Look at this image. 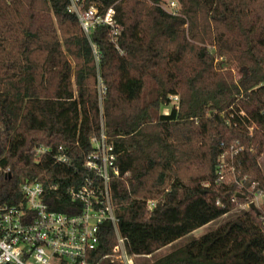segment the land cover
Listing matches in <instances>:
<instances>
[{
  "label": "trees",
  "instance_id": "1",
  "mask_svg": "<svg viewBox=\"0 0 264 264\" xmlns=\"http://www.w3.org/2000/svg\"><path fill=\"white\" fill-rule=\"evenodd\" d=\"M89 1L115 4L117 43L105 25L86 35L68 0H0V205L40 182L69 212L103 132L119 232L152 256L264 194V0H178L180 15L162 0ZM263 216L249 207L135 264H264ZM116 243L105 222L93 261Z\"/></svg>",
  "mask_w": 264,
  "mask_h": 264
},
{
  "label": "built area",
  "instance_id": "2",
  "mask_svg": "<svg viewBox=\"0 0 264 264\" xmlns=\"http://www.w3.org/2000/svg\"><path fill=\"white\" fill-rule=\"evenodd\" d=\"M125 4L127 0H121ZM166 12L180 15L178 0L159 4ZM68 11L76 14L86 35L100 25L110 28L113 42L121 33L115 4L103 9L89 0H68ZM178 100L177 96L173 97ZM91 142L97 150L88 156L85 167L91 171L82 185L68 190L71 198L68 211L51 207L48 192L40 182L24 181L22 199L13 204L0 205V264H101L105 259L118 264H135L143 255L128 252L121 236L119 217L112 196L111 180L120 173L117 154L106 142L105 133L94 136ZM49 150L40 148L38 154ZM58 162H66L64 153L56 155ZM257 183L253 184V187ZM157 200L148 201L154 208ZM264 220V216H263ZM105 222L112 223L117 243L113 252L94 262L92 254L100 244V229ZM145 256V255H144Z\"/></svg>",
  "mask_w": 264,
  "mask_h": 264
},
{
  "label": "rangeland",
  "instance_id": "3",
  "mask_svg": "<svg viewBox=\"0 0 264 264\" xmlns=\"http://www.w3.org/2000/svg\"><path fill=\"white\" fill-rule=\"evenodd\" d=\"M162 1H166V0H162ZM235 74H236L237 77L240 76V74H239V72L237 70H235ZM101 90H102V92H104V84L103 83H101ZM173 100H174V102L177 101L176 99H173ZM169 109H170V107H166V108L163 109V112L167 113L169 111ZM261 162L263 163V166H264V154L262 155ZM251 202H254L256 204L257 208H263L264 209V194L255 197L252 201L241 205L238 209L234 210L233 212H230V213L222 216L221 218L211 222L210 224H207V225L195 230L193 233L182 237L181 239L177 240L173 245L166 246V247L160 249L158 252H156L152 256H142V257L137 258V260H142V259L155 260V259H158V258L166 255L167 253H169L175 247H178V246H181V245L187 243L193 237L201 236L205 232H207V231H209L211 229H214V228L220 226L225 221L235 217L237 214L241 213L242 210L248 209L250 207V203ZM108 260L109 259L103 260L101 262V264H106L108 262Z\"/></svg>",
  "mask_w": 264,
  "mask_h": 264
},
{
  "label": "water",
  "instance_id": "4",
  "mask_svg": "<svg viewBox=\"0 0 264 264\" xmlns=\"http://www.w3.org/2000/svg\"><path fill=\"white\" fill-rule=\"evenodd\" d=\"M250 208H252V209H254L256 211L258 210V208H257V206H256V204L254 202L250 203Z\"/></svg>",
  "mask_w": 264,
  "mask_h": 264
}]
</instances>
